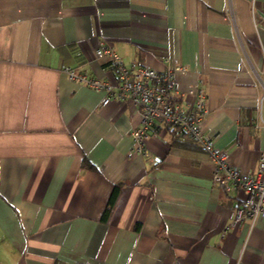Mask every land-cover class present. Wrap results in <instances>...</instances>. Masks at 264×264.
<instances>
[{"label": "crops", "instance_id": "0c3cea01", "mask_svg": "<svg viewBox=\"0 0 264 264\" xmlns=\"http://www.w3.org/2000/svg\"><path fill=\"white\" fill-rule=\"evenodd\" d=\"M102 41L125 64H183L181 88L201 78L204 131L258 166L264 0H0V264H264V215L230 226L242 192L195 142L158 128L154 160L134 154V106L67 78L115 82Z\"/></svg>", "mask_w": 264, "mask_h": 264}, {"label": "built area", "instance_id": "2783aa9c", "mask_svg": "<svg viewBox=\"0 0 264 264\" xmlns=\"http://www.w3.org/2000/svg\"><path fill=\"white\" fill-rule=\"evenodd\" d=\"M94 57L105 60L114 70L115 82L91 77L69 65H63L62 71L70 80L102 90V106L112 101L134 106L138 122L131 131L132 153L153 161L146 148L147 138L156 135L158 128L175 130L195 142L213 162L211 178L215 185L241 190L242 201L230 226L242 221L253 224L264 215V151L259 154L255 170H244L228 162V152L216 147L202 127L207 109L206 86L201 78L196 77L181 88L177 77L187 72L183 64L167 59V67L162 71L133 62L125 64L114 48L103 41L95 48Z\"/></svg>", "mask_w": 264, "mask_h": 264}, {"label": "trees", "instance_id": "16d2710c", "mask_svg": "<svg viewBox=\"0 0 264 264\" xmlns=\"http://www.w3.org/2000/svg\"><path fill=\"white\" fill-rule=\"evenodd\" d=\"M171 132H176V133L179 134V135H183V134L178 133V132L175 131V130H171ZM83 166H85L86 168H90V169H93V168H94V166H93L90 162H88L87 160H84V162H83ZM118 188H119V185H115V186H114L113 191H112V193H111V195H110V198H109V200H108V203H107V205H106V208H105V210H104V216H106L107 213L109 212V209H110V207H111L112 204H113V201H114V198H115V195H116V191L118 190Z\"/></svg>", "mask_w": 264, "mask_h": 264}]
</instances>
